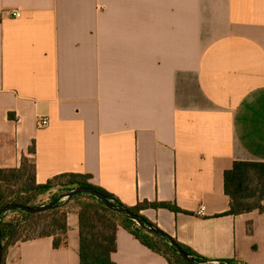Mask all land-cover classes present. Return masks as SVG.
Here are the masks:
<instances>
[{
	"label": "crops",
	"instance_id": "1",
	"mask_svg": "<svg viewBox=\"0 0 264 264\" xmlns=\"http://www.w3.org/2000/svg\"><path fill=\"white\" fill-rule=\"evenodd\" d=\"M24 157L37 183L178 207L140 214L214 263L264 264V211L228 214L224 191L235 161L264 162V0H0V168ZM75 210L67 247L17 242L4 264H79ZM116 245V264H169L123 227Z\"/></svg>",
	"mask_w": 264,
	"mask_h": 264
},
{
	"label": "trees",
	"instance_id": "2",
	"mask_svg": "<svg viewBox=\"0 0 264 264\" xmlns=\"http://www.w3.org/2000/svg\"><path fill=\"white\" fill-rule=\"evenodd\" d=\"M88 179L89 175L86 174L64 173L52 177L45 183H37L34 162L24 157L19 167L0 168V208L8 203L39 206L46 204L37 201L39 196L50 192L56 186L63 188L65 192L78 186H87L104 193L112 203L127 207L132 212L141 215L148 223L152 222L140 214L142 208L160 206L179 211L178 207L166 202L144 201L128 207L113 194L89 183ZM224 191L229 197L228 214H241L253 210L264 211V204L260 203L264 200V162L235 161L232 167L224 172ZM56 197V194L52 195L49 202ZM74 199L78 201L75 211L79 219V264H116L111 255L116 251L118 227L128 230L143 245L165 257L169 264H190L178 255L163 238L138 226L128 217L109 209L93 195L78 194L73 196L71 201ZM72 208L69 201L36 213L11 210L1 214L2 264H4L7 249L17 242L50 237L55 249L67 247V214ZM166 235L202 264H237L231 259L218 260L214 263L167 233Z\"/></svg>",
	"mask_w": 264,
	"mask_h": 264
},
{
	"label": "water",
	"instance_id": "3",
	"mask_svg": "<svg viewBox=\"0 0 264 264\" xmlns=\"http://www.w3.org/2000/svg\"><path fill=\"white\" fill-rule=\"evenodd\" d=\"M84 193L93 195L94 197L99 199L109 209L128 217L129 219L136 222L139 226L163 238V240L166 241L170 246H172L174 250L177 252V254L180 255L185 261L189 262L190 264H202L196 261L195 259H193L187 252H185L180 246H178L176 242L172 240L170 237H168L163 230H161L160 228H158L152 223L146 222L145 219L141 215L132 212L129 208L124 207V206H119V205L112 203V201H110L104 193L96 190L93 187L78 186L76 188L69 190L65 194H62L61 196L54 198L49 203L42 204L39 206H27V205H23L19 203H8L0 208V215L8 211H11V210H19V211L29 212V213L46 211L57 205L68 202L75 195L84 194ZM2 255H3V250H2V245L0 242V264H2Z\"/></svg>",
	"mask_w": 264,
	"mask_h": 264
},
{
	"label": "rangeland",
	"instance_id": "4",
	"mask_svg": "<svg viewBox=\"0 0 264 264\" xmlns=\"http://www.w3.org/2000/svg\"><path fill=\"white\" fill-rule=\"evenodd\" d=\"M66 192L64 191L63 188H60L58 186L54 187L50 192H46L45 194L39 196L38 200L37 201H41V202H45V203H48L49 202V199L51 198L52 195H57L58 196H61L62 194H65ZM72 199V198H71ZM71 199L69 200L72 204V207L73 208H76L77 207V202L76 199L72 200ZM68 201V202H69ZM261 204L263 203L264 204V200L260 202ZM136 223V222H135ZM137 224V223H136ZM138 225V224H137ZM139 226V225H138ZM166 242V241H165ZM168 244V243H167Z\"/></svg>",
	"mask_w": 264,
	"mask_h": 264
},
{
	"label": "built area",
	"instance_id": "5",
	"mask_svg": "<svg viewBox=\"0 0 264 264\" xmlns=\"http://www.w3.org/2000/svg\"><path fill=\"white\" fill-rule=\"evenodd\" d=\"M11 15L14 17H19L20 16V12L19 11H12ZM49 123L48 117H42L39 122H38V126L39 127H44L47 126ZM200 213H203V208L200 209L199 211Z\"/></svg>",
	"mask_w": 264,
	"mask_h": 264
}]
</instances>
